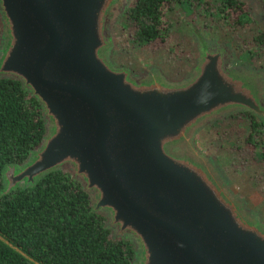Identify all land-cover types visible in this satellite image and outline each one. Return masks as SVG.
I'll list each match as a JSON object with an SVG mask.
<instances>
[{"label":"water","instance_id":"1","mask_svg":"<svg viewBox=\"0 0 264 264\" xmlns=\"http://www.w3.org/2000/svg\"><path fill=\"white\" fill-rule=\"evenodd\" d=\"M264 31V0H248ZM127 0H0V77L39 102L46 131L2 171L0 196L68 169L134 264H264V223L194 146L209 121H264V70L191 24L196 64L179 83L115 67L111 25Z\"/></svg>","mask_w":264,"mask_h":264},{"label":"trees","instance_id":"2","mask_svg":"<svg viewBox=\"0 0 264 264\" xmlns=\"http://www.w3.org/2000/svg\"><path fill=\"white\" fill-rule=\"evenodd\" d=\"M180 10L193 11L192 21L205 34L219 37L225 25L251 58L264 53V31L237 37L236 27L253 21L245 0H134L121 17L134 28V40L145 46L166 41ZM241 113L249 121L242 141L264 159V121ZM45 131L37 99L20 81L0 77V194L3 169L23 163ZM107 220L92 210L90 195L70 170L53 171L33 186L0 196V264H134L133 239L116 236Z\"/></svg>","mask_w":264,"mask_h":264},{"label":"rangeland","instance_id":"3","mask_svg":"<svg viewBox=\"0 0 264 264\" xmlns=\"http://www.w3.org/2000/svg\"><path fill=\"white\" fill-rule=\"evenodd\" d=\"M133 1L127 0L124 11ZM245 1L253 21L247 26L238 25L237 37H251L263 31L251 3ZM192 12L177 11L166 41L145 46L134 40V28L124 23L120 15L110 27L114 42L109 52L111 62L115 67L128 68L136 75L156 72L169 83L184 81L196 64V39L191 29L193 24L205 39L232 44L236 49L235 62L238 65L256 66L264 70V53L257 59L251 58L242 43L238 44L237 39H231L234 37L233 31L226 30L225 25L222 27L223 35L219 37L201 32L200 27L192 21ZM241 112L209 121L196 131L194 146L214 161L231 190L244 198L249 209L264 223V159L253 155L242 141L243 136L249 132V121ZM228 117H231V123ZM222 127L229 129L223 131Z\"/></svg>","mask_w":264,"mask_h":264}]
</instances>
